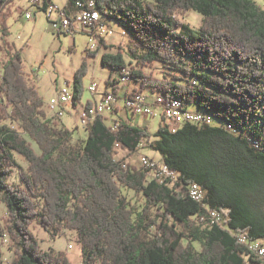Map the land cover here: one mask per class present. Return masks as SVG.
Here are the masks:
<instances>
[{
    "label": "trees",
    "instance_id": "1",
    "mask_svg": "<svg viewBox=\"0 0 264 264\" xmlns=\"http://www.w3.org/2000/svg\"><path fill=\"white\" fill-rule=\"evenodd\" d=\"M75 1L65 8L75 9ZM11 3L0 0V50L8 56L1 115L27 137L0 126V202L8 211L0 238L8 236L14 251L8 264H73L65 253L39 247L34 222L54 236L76 230L84 264H264L234 234L264 238V7L257 0H94L103 17L130 36L132 93L149 89L163 95L165 106L178 100L182 110L194 103L211 123L178 124L161 115L151 132L132 121L116 120L114 127L100 113L87 123L86 138L74 143L73 129L47 117L21 51L8 40ZM191 10L203 16L199 29L181 20ZM126 61L120 49L101 60L120 72ZM155 62L165 68L161 77L145 71ZM87 71L83 61L73 76L74 108L83 105ZM117 144L157 151L179 179L162 183L147 166L117 159ZM15 152L26 168L18 167ZM15 167L17 185L8 182ZM194 182L206 191L204 203L191 196L188 183ZM123 188L143 194V204L134 205ZM205 204L220 211L222 224Z\"/></svg>",
    "mask_w": 264,
    "mask_h": 264
},
{
    "label": "rangeland",
    "instance_id": "2",
    "mask_svg": "<svg viewBox=\"0 0 264 264\" xmlns=\"http://www.w3.org/2000/svg\"><path fill=\"white\" fill-rule=\"evenodd\" d=\"M56 5L63 8L67 0H50ZM263 0H257L260 6L264 7ZM29 7L28 0H12V12L7 20L9 25L8 40L12 42L16 49L20 50L23 56L24 68L31 81L37 85L38 91L44 99L43 109L47 113V117L58 124L59 127L66 126L74 130L73 142L77 143L82 141L88 135L86 126L82 124L80 112L84 104L93 98L89 92V84L93 81L98 85L96 93L106 90L108 87L111 89V84H107V80L120 76L119 70H112L111 67L102 64V54L104 52L116 53L119 49L122 51L126 58L127 66H135V60L130 57L129 47L132 46L129 34L126 29L117 21L110 20L111 27L110 33L106 36V47L100 46L96 56L87 53L89 45H91L89 37L85 34L78 33L76 35H69L64 33H57L52 24L51 18L56 17V13L48 16L44 9H37L33 13L32 19H27L25 13ZM203 16L191 10L185 17H181L182 21L189 23L192 27L199 29L202 25ZM0 25V46L2 45V31ZM7 53L5 50H0V60L6 59ZM86 61L88 66L87 74L83 77L84 96L83 105L77 108L69 107L65 116L60 119L56 114L55 109L50 106V99L56 95V89L61 88L67 82L69 83L68 98H73L74 83L73 76L81 66L82 62ZM4 66V65H3ZM165 68L161 63L155 62L153 67H147L146 72L152 73L156 77H161L164 74ZM2 68L0 67V80L2 78ZM134 80L131 79L130 83ZM149 95L153 94L149 89H146ZM97 96V94L95 95ZM3 99H0V126L7 124L21 132L22 135L27 137L26 132L21 128L20 124L12 120L2 118L1 107L5 106ZM189 109L198 111L199 107L192 103L189 104ZM104 112V111H103ZM108 124H113V121H132L133 124L138 126L147 125L151 132L158 129L161 122V115L152 117L148 116H133L127 109L121 106L119 111L114 113H107ZM222 122L215 119L214 125H220ZM32 145L38 151L36 143ZM118 147V144H117ZM116 154L117 159H124L127 164H132L136 167H142L140 158L142 155H147L155 160H160V155L157 151L141 147L138 151L132 152L129 149H121ZM18 160V167L26 168L27 160L20 154L14 153ZM125 164V165H127ZM146 166V165H145ZM154 177V176H153ZM19 168H13V174L8 178V182L13 185L19 184L20 181ZM123 191L131 198L134 205L140 207L144 201L143 194H136L131 189L123 188ZM7 206L0 202V220L8 215ZM31 231L38 237L39 247L44 251L54 250L56 253L63 252L70 259L73 264H84L82 246L77 241V231L70 228H65L57 235L54 236L53 229H45L39 223L34 222L30 225ZM8 236L0 238V260L2 264H8L12 258L14 251L10 248Z\"/></svg>",
    "mask_w": 264,
    "mask_h": 264
},
{
    "label": "built area",
    "instance_id": "3",
    "mask_svg": "<svg viewBox=\"0 0 264 264\" xmlns=\"http://www.w3.org/2000/svg\"><path fill=\"white\" fill-rule=\"evenodd\" d=\"M28 2L29 7L25 13V17L27 19H32L33 13H35L37 9H44L48 16L56 13V17L50 19L54 30L58 34L64 33L76 35L78 33H82L87 35L91 43L88 47V50L90 51H97L100 46L104 45L103 41H105L106 36L110 33L111 27L109 25V21L102 18V15H99V9L94 6V0H76L74 5L75 9L73 10H68L65 6L61 8L50 0H28ZM262 2L264 4V0ZM0 67L4 72V66L2 65L1 60ZM131 70V66L123 68L120 76L113 79L115 82L111 84V89L102 91L100 99L105 100L104 112H102L103 114L112 112L114 107L119 106V101L121 100L123 107L127 109L128 112L132 113L133 116L140 115L152 117L159 114L165 116L173 123L178 124L185 122H193L195 124L205 122L211 123V117H198L196 116V112L193 110H182V107L163 105V95L160 94L149 95L147 92L132 93L133 90L121 94L120 91H122L124 85L131 80ZM68 89L69 83L67 82L61 88L56 89V95L50 99V106L55 109V112L60 119L65 116L69 107L74 104V98H68ZM97 90L98 85L92 81L89 84V92L94 98L95 95L98 94L96 93ZM93 102H96V99ZM86 104L87 103L84 104L83 109L79 113L82 124L85 126L92 120ZM113 126L116 127V124H113ZM254 144L257 145V142H254ZM118 148L122 149L119 144ZM145 159L152 160V167L147 168L150 169L151 175L155 176L157 180L169 182L173 181L174 178L179 179L177 170L170 168L169 165L161 160H155L147 155H142L140 161L144 166ZM161 165L169 166V169L172 170L171 180H163L160 174L157 173V167ZM188 185L190 186L192 198L200 199L201 203H204V198H206L205 189L197 182L188 183ZM205 208L207 211L214 213L213 217L216 223H223V217L218 209L212 208L206 204ZM234 234L237 236L238 241L249 240V242H253L255 244L254 246H256V251L264 253V238L251 240L244 232H234Z\"/></svg>",
    "mask_w": 264,
    "mask_h": 264
},
{
    "label": "bare ground",
    "instance_id": "4",
    "mask_svg": "<svg viewBox=\"0 0 264 264\" xmlns=\"http://www.w3.org/2000/svg\"><path fill=\"white\" fill-rule=\"evenodd\" d=\"M99 15H102V18H104L103 14L100 11H99ZM164 104H165V99L163 97V105ZM104 105H105V100L104 99H101L100 101H97V102H95V104L91 105V107L88 109V111H89V113L91 115V119L92 120H94V118L98 114H100V113H102L104 111ZM172 106L180 107L181 103L178 100H174ZM196 116H198V117H209L207 114L206 115L196 114ZM145 165L147 167H152V160L145 159ZM157 173L160 174V176L163 178V180H171V178H172V170L169 169V166H162V165L158 166L157 167ZM175 180H176V178H174L173 181H169V182H174ZM161 182L164 183V182H167V181H161ZM191 196H192V193H191ZM193 199L196 200V201H200V199H197V198H193ZM242 242L248 243V247H249L250 251L252 253H254L255 255H257V257L264 258V253L261 252V251H256V246H254L255 244L253 242H249V240H242Z\"/></svg>",
    "mask_w": 264,
    "mask_h": 264
},
{
    "label": "crops",
    "instance_id": "5",
    "mask_svg": "<svg viewBox=\"0 0 264 264\" xmlns=\"http://www.w3.org/2000/svg\"><path fill=\"white\" fill-rule=\"evenodd\" d=\"M114 82H115V81L112 80L111 83H114ZM136 87H137V84L134 83V81L131 82V83L128 82V83H126V84L124 85L122 91H120V92H121V94H124V93H126V92H130V91H132V90H135ZM107 89H109V88L107 87L106 90H107ZM102 91H103V90H102ZM102 91L98 92V94H97V96H95V98H94V97H93V98H90V101H88V102H91L92 104H95V102H93V101H95V99H96V102H97V101H100V100H101L100 97H101ZM143 92L146 93L147 91L144 90ZM155 94H156V93H155ZM121 106H122V101L120 100V101H119V106H117L119 110H120Z\"/></svg>",
    "mask_w": 264,
    "mask_h": 264
}]
</instances>
